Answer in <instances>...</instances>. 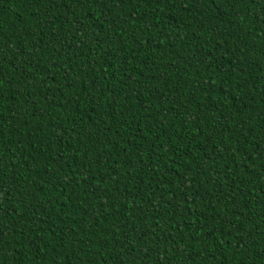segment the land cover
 <instances>
[{"label": "trees", "instance_id": "obj_1", "mask_svg": "<svg viewBox=\"0 0 264 264\" xmlns=\"http://www.w3.org/2000/svg\"><path fill=\"white\" fill-rule=\"evenodd\" d=\"M0 264H264V0H0Z\"/></svg>", "mask_w": 264, "mask_h": 264}]
</instances>
